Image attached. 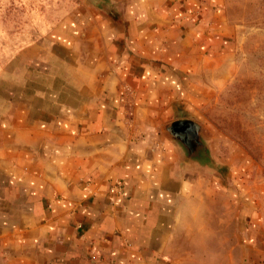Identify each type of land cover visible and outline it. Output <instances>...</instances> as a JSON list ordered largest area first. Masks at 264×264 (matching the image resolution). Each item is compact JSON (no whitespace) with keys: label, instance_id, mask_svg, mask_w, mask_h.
I'll use <instances>...</instances> for the list:
<instances>
[{"label":"crops","instance_id":"0c3cea01","mask_svg":"<svg viewBox=\"0 0 264 264\" xmlns=\"http://www.w3.org/2000/svg\"><path fill=\"white\" fill-rule=\"evenodd\" d=\"M222 9L120 0L22 53L0 83V264H264V195L164 131L228 48Z\"/></svg>","mask_w":264,"mask_h":264},{"label":"rangeland","instance_id":"374dc122","mask_svg":"<svg viewBox=\"0 0 264 264\" xmlns=\"http://www.w3.org/2000/svg\"><path fill=\"white\" fill-rule=\"evenodd\" d=\"M120 0H0V83L19 72L22 53L75 23L94 34L98 15ZM228 48L201 61L189 78L186 114L200 124L210 175L264 195V0H222ZM198 98V99H197ZM208 173V172H206ZM229 175H231L229 177Z\"/></svg>","mask_w":264,"mask_h":264},{"label":"water","instance_id":"95a60500","mask_svg":"<svg viewBox=\"0 0 264 264\" xmlns=\"http://www.w3.org/2000/svg\"><path fill=\"white\" fill-rule=\"evenodd\" d=\"M170 137L190 147L195 138L200 137V124L190 118L173 119L164 125Z\"/></svg>","mask_w":264,"mask_h":264}]
</instances>
